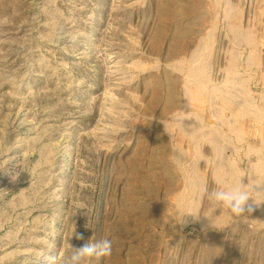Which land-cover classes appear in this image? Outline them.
Segmentation results:
<instances>
[{
  "label": "rangeland",
  "instance_id": "374dc122",
  "mask_svg": "<svg viewBox=\"0 0 264 264\" xmlns=\"http://www.w3.org/2000/svg\"><path fill=\"white\" fill-rule=\"evenodd\" d=\"M241 177L264 184V0H0V264L104 238L87 264H264V193L235 217L204 191Z\"/></svg>",
  "mask_w": 264,
  "mask_h": 264
},
{
  "label": "clouds",
  "instance_id": "9594fccd",
  "mask_svg": "<svg viewBox=\"0 0 264 264\" xmlns=\"http://www.w3.org/2000/svg\"><path fill=\"white\" fill-rule=\"evenodd\" d=\"M3 22H7V18ZM188 119L186 117L180 118L178 123L184 127L183 121ZM19 174L17 173L12 177L13 180L17 178ZM254 186H264V184H254L251 189H249L248 184L242 182V177L240 181L234 186L223 189L217 188L213 189L210 193L208 189H205V194L210 202L214 206H223L224 208L230 210V212L235 217L245 216V213L251 214L254 210L253 204L259 206L261 202L257 203L250 191H256L264 193V188L261 190H254ZM6 193V190L0 189V195ZM250 200L252 201L250 203ZM77 240H83V234L73 233ZM72 235V236H73ZM112 254V241L110 239L104 238L98 241L89 240L79 247H71V255L69 261L66 264H87L91 258L96 257H108ZM37 264H57V257L54 255L41 253Z\"/></svg>",
  "mask_w": 264,
  "mask_h": 264
}]
</instances>
